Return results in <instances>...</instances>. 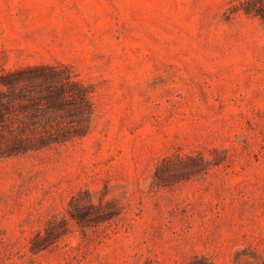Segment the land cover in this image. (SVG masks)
I'll return each mask as SVG.
<instances>
[{
	"label": "rangeland",
	"instance_id": "obj_1",
	"mask_svg": "<svg viewBox=\"0 0 264 264\" xmlns=\"http://www.w3.org/2000/svg\"><path fill=\"white\" fill-rule=\"evenodd\" d=\"M260 6L0 0V264H264Z\"/></svg>",
	"mask_w": 264,
	"mask_h": 264
},
{
	"label": "trees",
	"instance_id": "obj_2",
	"mask_svg": "<svg viewBox=\"0 0 264 264\" xmlns=\"http://www.w3.org/2000/svg\"><path fill=\"white\" fill-rule=\"evenodd\" d=\"M253 1H257L259 3L263 2V0H253ZM263 8H264V6H260V8H257L261 15H264V10H262Z\"/></svg>",
	"mask_w": 264,
	"mask_h": 264
}]
</instances>
